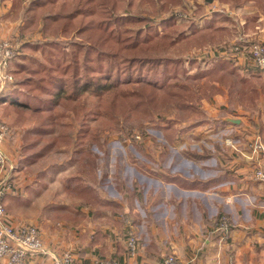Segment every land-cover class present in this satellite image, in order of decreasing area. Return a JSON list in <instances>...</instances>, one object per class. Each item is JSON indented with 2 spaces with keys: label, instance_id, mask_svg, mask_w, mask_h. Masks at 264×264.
Returning <instances> with one entry per match:
<instances>
[{
  "label": "rangeland",
  "instance_id": "1",
  "mask_svg": "<svg viewBox=\"0 0 264 264\" xmlns=\"http://www.w3.org/2000/svg\"><path fill=\"white\" fill-rule=\"evenodd\" d=\"M197 1L205 6L206 15L218 11L229 19L215 24L217 33L206 44V48L201 49L195 42L188 45L184 41L180 44L179 54L184 53L187 57L185 72L174 82L177 83L175 89L185 93L183 98H175L146 117L128 113L124 117L112 119L103 108V103L109 98L107 88L103 87L85 93L78 103L70 104L68 108L61 106L57 110L65 115L61 122L54 124L53 137L62 132L75 136L80 124L86 122L89 131L102 143L99 147L93 139H87L84 141L85 146L77 152L78 148L74 145L63 142L62 146L51 149L42 159L28 161L30 164H39V169L33 166L28 169L33 174L46 170L52 181L51 196L57 201L61 199L58 202L61 204L60 213L66 215L68 220L77 217L80 205H87L78 190V185L82 184L79 180L83 179V184L87 185L93 179L83 152L91 153L96 159L97 177H107L99 192L101 198L120 202L139 218L140 222L132 226L139 241L142 233H146L148 222L157 225L159 230L156 231L161 234L160 237L175 243L185 234L191 235L186 229L191 231L195 226L199 228L203 213L199 205L205 206L209 219H215L219 209L223 211L224 189L234 182L232 177L237 174L236 166L249 161L251 154L253 156L249 145L258 136L256 125L264 127V71L252 60L257 73L251 79H247L244 72H238L228 65L219 73L223 82H220L219 75L216 78L198 76L212 69L216 61L219 62L204 63V60L209 62L215 58L212 53L215 50L223 51V47L229 45L231 52H235L230 57L241 67L247 51L253 45L264 46V11L253 0ZM190 3L194 5L193 0ZM146 8L151 10L149 5ZM251 11L256 14L251 13L249 16ZM173 13L178 18V30L183 29L187 36L193 34L187 21H195L200 30L206 25L205 17H196L192 12L185 16L181 6L174 8ZM256 15L258 19L254 24L249 18L253 19ZM9 18L19 20L20 16L12 18L10 15ZM182 19H186V23ZM38 36L32 39L37 40ZM60 39L69 38L61 35ZM239 45H243L241 49L244 52L237 50ZM222 51L220 57H226L227 54L223 55ZM202 52L205 53L201 55ZM208 54L212 58H206ZM37 55L42 57L41 53ZM193 58L201 60L198 67L192 64ZM257 89L258 93L254 94L253 91ZM163 90L164 87L160 91ZM182 100L186 101L185 108L180 104ZM26 114L31 128L37 126V119ZM252 117L258 121L252 120ZM29 133L36 136L31 129ZM39 141L38 146L43 145L45 140ZM23 166L20 165L21 168ZM169 179H189L191 183L201 181L207 184L209 190L203 194L199 187L190 192L181 191ZM174 200L180 201L179 211ZM179 214L180 220L177 218ZM220 219L218 217L212 222H215L212 230ZM180 228L182 232L178 233Z\"/></svg>",
  "mask_w": 264,
  "mask_h": 264
},
{
  "label": "trees",
  "instance_id": "2",
  "mask_svg": "<svg viewBox=\"0 0 264 264\" xmlns=\"http://www.w3.org/2000/svg\"><path fill=\"white\" fill-rule=\"evenodd\" d=\"M10 1L12 17L20 16L21 19L19 35L16 36L21 45L10 68L15 81L0 95V99L9 101L23 115L29 113L38 121V125L31 128L36 136L28 132L23 137L22 153L28 156V161L40 160L51 149L62 146L63 142L74 145L78 148L77 152L85 146L84 141L87 139H93L99 147L102 146L89 131L86 122L80 124L75 136L62 132L53 137L54 124L61 122L65 115L57 110L61 106L68 108L70 104L78 103L85 93L106 87L109 98L103 103V108L112 119L124 117L128 113L146 117L175 98H183L185 93L177 91V83L174 82L185 72L187 57L184 53L179 54L180 44L184 41L188 45L195 42L201 49L206 48V44L217 33L215 24L229 19L218 11L206 15L205 6L197 0H193L194 5L190 3L192 0ZM253 1L260 4L264 11V0ZM147 5L151 10L146 8ZM178 6L182 7L185 16L192 12L196 17H205L204 29L200 30L195 21H187L193 34L187 36L183 29L178 30V18L173 13ZM136 9L140 11L136 12ZM257 17L249 20L255 22ZM182 20L186 23V19ZM36 35L41 37L32 39ZM61 35L69 39L62 40ZM242 46L239 45L238 51H243ZM231 51L226 45L222 51L223 55L227 54L226 57H220L217 50L212 52L215 58L208 54L206 58L212 59L209 62L203 59L204 63L213 64L219 60L222 64L216 61L212 69L203 71L198 77L210 75L216 78L219 75L220 82H223L219 73L225 65L244 72L247 79L255 76L257 67L252 64L250 51H247L241 67L230 57L235 54ZM192 60V64L198 67L201 60ZM162 87L164 90L160 91ZM253 93L257 94L258 89ZM180 104L185 108L186 101L182 100ZM255 131L258 136H262L264 127L256 125ZM42 139L45 140L44 144L38 146ZM82 155L87 160L86 166L89 165L93 178L87 185L83 184V179L79 180L83 185H78V190L86 204L96 206L109 203L119 213L121 203L102 199L99 194L107 177L99 178L95 174L96 159L91 153L83 152ZM185 186L188 187L187 184ZM194 187L208 188L198 181ZM121 219L128 233L133 227L126 224L127 219L134 227L140 222L132 214L123 215ZM214 232L215 228L211 234L220 237V232Z\"/></svg>",
  "mask_w": 264,
  "mask_h": 264
},
{
  "label": "crops",
  "instance_id": "3",
  "mask_svg": "<svg viewBox=\"0 0 264 264\" xmlns=\"http://www.w3.org/2000/svg\"><path fill=\"white\" fill-rule=\"evenodd\" d=\"M7 1L11 12L12 2ZM10 15L6 17V34L10 38H16L21 19L12 20ZM231 110L234 112V109ZM27 115L20 117L22 113L17 106L0 99V120L12 127V133L6 142V152L15 166L13 190L6 195L4 201V222L16 228L35 225L48 250L47 253L29 256L25 264H53L54 257L65 252L75 256L73 264H98L99 261L108 259L116 260L118 264H160L163 257L171 253L176 254L184 264H232L231 257L234 264H264V183L254 178L257 169L264 170V154H251L249 161L236 166L237 174L232 177L234 182L223 192V211L219 209L215 219H209L205 206L199 205L203 210L199 228L195 226L191 231L186 229L191 235L185 234L175 243L160 237L161 234L156 231L159 230L157 225L148 222L146 233H142L138 243L137 255L132 257L127 245L129 234L121 219V216L132 212L122 204L119 213L109 203H100L96 206L80 205L74 219L68 220L66 215H61V204L58 203L61 199L57 201L51 196L52 181L48 178V173L46 170L34 174L29 171L32 166L39 169V164H30L28 156L22 153L23 137L31 129ZM251 119L258 121L254 117ZM20 165H24L23 168ZM170 181L175 182L181 191L190 192L197 188L194 187L197 181ZM201 185L207 184L201 182ZM201 190V194L206 193L209 187ZM174 204L179 211L180 201L174 200ZM222 215L228 216L233 224L231 236L226 241L211 234L212 224L215 223L212 222ZM180 216L181 214L179 217L177 215L178 220ZM181 232L182 229H178V233ZM0 264H8V261L2 259Z\"/></svg>",
  "mask_w": 264,
  "mask_h": 264
},
{
  "label": "built area",
  "instance_id": "4",
  "mask_svg": "<svg viewBox=\"0 0 264 264\" xmlns=\"http://www.w3.org/2000/svg\"><path fill=\"white\" fill-rule=\"evenodd\" d=\"M8 1L0 0V95L6 91L10 84L15 81L10 68L12 62L19 54L21 43L15 38H10L6 34L5 15L8 13ZM238 50V48H237ZM250 55L256 66L264 71V46L255 44L250 49ZM12 130L9 124L0 120V260L6 259L8 264H25L31 255L47 253L44 241L38 227L35 225H24L16 228L4 222L6 217L5 197L13 190L15 179V166L6 152V142ZM249 149L253 155L264 154V140L261 136L255 137ZM256 181L264 183V170L262 168L255 171ZM126 224L132 227L130 220ZM233 224L227 216L221 217L215 226V231L220 232L221 240L230 238ZM128 251L132 257L138 252L139 239L131 229L128 233ZM75 256L70 252H65L54 257L53 264H73ZM232 264L234 259L231 257ZM98 264H118L116 260H101ZM160 264H184L176 255L169 254L164 257Z\"/></svg>",
  "mask_w": 264,
  "mask_h": 264
}]
</instances>
